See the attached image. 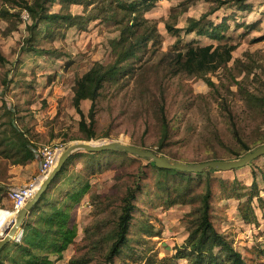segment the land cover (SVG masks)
Segmentation results:
<instances>
[{"label":"rangeland","instance_id":"rangeland-1","mask_svg":"<svg viewBox=\"0 0 264 264\" xmlns=\"http://www.w3.org/2000/svg\"><path fill=\"white\" fill-rule=\"evenodd\" d=\"M94 1L85 7L67 0H49L46 7L48 12L98 13L108 2ZM248 1L251 9L240 10L231 3L216 7L214 0H158L145 12L146 17L156 21L158 38L121 62L117 75L103 84L94 103L90 99L80 101L88 126L89 110L94 104V137L87 139L73 105L75 81L95 62L115 59L118 48L110 41L119 36L118 25L97 18L82 27L67 26L61 20L48 28L44 22L34 26L25 10L0 0V8L6 7L11 13L6 18L0 16V53L4 57L0 61V142L4 141L0 146V221L5 215L12 219L16 213L10 189L40 177L37 151L43 145H56L64 151L78 141L117 140L175 160L199 163L239 158L262 144L264 105L255 96L264 95V0ZM209 10H213L208 14L213 21L227 17L230 26L225 31L227 38L221 42L235 45L227 66L207 74L214 87L199 75L178 69L175 56L193 42H220L194 33L177 36L165 28L166 21L181 27L188 17H199ZM162 120L168 127L164 139ZM11 127L27 137L34 159L22 162L3 156L1 148L7 144L5 138L10 137ZM112 151L92 155L83 149L74 150L63 171L48 186L47 203L29 216L36 228L41 227V236L29 230L38 240L64 242L65 235L57 232L60 216L66 217L65 227L74 231L62 251H38L48 256L51 264H69L71 257L82 264H144L148 256L172 255L186 238V213L195 204L167 206L164 190L158 184L165 180L166 173L154 169L149 158ZM194 173L192 193L203 191L205 180H210L216 229L233 241L249 264H264V154L242 167L205 168L201 177ZM168 176L174 182L182 179ZM137 178L141 188L133 200L128 244L109 260L121 197ZM231 189L233 193H227ZM255 192L258 196L251 202L254 218L245 221L238 203ZM236 193L242 197L237 198ZM55 213L54 221L48 220ZM147 229L154 235H149ZM22 242L21 236L18 243ZM14 243L0 253L5 264L26 260ZM175 262L186 264L184 259Z\"/></svg>","mask_w":264,"mask_h":264},{"label":"trees","instance_id":"trees-1","mask_svg":"<svg viewBox=\"0 0 264 264\" xmlns=\"http://www.w3.org/2000/svg\"><path fill=\"white\" fill-rule=\"evenodd\" d=\"M13 7H18L19 10H25L30 18L33 19V25L37 26L39 22H44L46 27L53 22L61 20L67 26L77 25L82 27L91 20L101 18L103 20H112L118 25L119 36L111 39V45L118 50L116 51V57L113 61L108 63L95 62L87 71H85L75 81L73 105L81 116L79 126L81 130H86L87 139L93 138L94 133L91 129L93 121V108L94 100L99 94V90L103 84L115 78L117 71L120 68L122 61L133 57L136 52L146 45L149 40H156L159 36L157 31L156 21L145 16V12L152 8L158 0H108V4L100 9L98 13L91 11H84L83 13L72 14L70 12H48L46 3L49 0H6ZM213 1V0H212ZM216 7L221 4L231 3L237 9L248 10L251 9V2L248 0H214ZM68 3L83 4L85 7L95 2L94 0H67ZM188 2V1H185ZM184 4V2H182ZM114 4V5H112ZM108 5V6H107ZM107 6V7H106ZM111 7V8H110ZM106 8H110V13H106ZM109 9V10H110ZM213 10L202 13L199 17H188L186 23L177 27L170 24L169 21L165 22V28L168 32L179 36L180 33L186 35L194 33L197 36H208L218 40L220 43L214 45L213 43L203 44H189L184 52L178 51L175 56V66L184 70L189 74H195L202 77L205 82L214 87L215 83L208 73L213 72L218 67H226L228 61L231 59V53L235 48L232 43L221 42L227 38L225 31L229 28L227 17H221L220 21H213L208 18V14ZM9 13L6 7L0 8V16L8 17ZM46 29V28H45ZM178 40V39H177ZM4 57L0 53V61H3ZM264 105V95L255 96ZM82 99H90L93 101L90 110V122L88 126L85 121L84 114L80 108V101ZM163 131L162 139L168 134V127L166 122L162 120ZM91 129V130H90ZM11 135L7 140L4 148H1L3 156L7 158H18L20 161H30L34 159V151L29 147V141L24 133L11 127ZM4 144V141L0 142V146ZM100 151V152H106ZM114 150L112 152H116ZM126 152L125 150H121ZM89 154H97L98 152L86 151ZM69 158V157H68ZM67 158V160H68ZM66 160V162H67ZM65 162V163H66ZM64 163V165H65ZM151 166L157 171L166 173L165 180L158 181L161 188L164 190L166 205H173L175 203H189L195 204L194 207L186 213L187 218L186 229L187 236L183 243L175 247V252L168 257H158L157 255L148 256L144 264H177L175 261L178 259H184L186 264H249L245 256L234 245L233 241L228 239L223 233L218 231L212 221L210 198L212 195L211 184L209 178L205 180V186L203 191L192 193V183L194 179L192 172L181 171L177 169H167L155 166L153 160H150ZM64 165L60 172L63 171ZM59 172V173H60ZM202 172H195L196 177H201ZM184 179V183L181 180L174 182L172 176ZM58 175V174H57ZM57 177V176H56ZM226 182V181H223ZM141 183L137 178L132 185L126 188L125 194L121 197L117 215L114 221L115 239L109 247V255L107 258L111 260L114 255H118L121 252V246L128 244V230L130 227V221L132 218V212L134 209L133 200L136 198V193L140 190ZM227 193L232 194L233 189ZM226 193V194H227ZM237 198H241L242 194L236 193ZM258 196L257 193L249 194L245 201L238 203V211L241 217L245 221H251V216L254 218V211L252 206V198ZM259 200L260 197H257ZM47 203L46 191L42 193L38 202L31 208L23 221L22 243H14L16 247L21 251V256L26 257L22 263L14 262L15 264H51V260L48 256H42L38 251L52 250L62 251L66 245L71 242L74 231L68 227H65L66 217L60 216L58 220V227L60 228L58 233L64 234L65 239L63 243H58L56 240H42L31 237L29 230L41 236V227L36 228L30 221L29 216L40 209ZM57 210L56 212H59ZM57 214L49 216L48 220L54 221ZM47 232V231H46ZM149 235H154L147 229ZM43 242V243H41ZM9 245L6 244L0 250V253ZM9 254V253H7ZM0 264H5L0 257ZM69 264H82L80 260L75 257L69 259Z\"/></svg>","mask_w":264,"mask_h":264},{"label":"water","instance_id":"water-1","mask_svg":"<svg viewBox=\"0 0 264 264\" xmlns=\"http://www.w3.org/2000/svg\"><path fill=\"white\" fill-rule=\"evenodd\" d=\"M76 149H83L91 152H100L105 150H125L130 153L137 154L141 157L149 158L153 160L155 166L167 169H177L181 171L189 172H201L205 168L213 170H230L244 166L247 162L256 159L264 154V142L257 146L255 149L246 152L239 158L234 159H210L199 163L183 162L172 159L166 155L156 153L154 150L145 149L136 145L127 144L121 141H100L92 143L89 141H78L69 145L64 151H62L56 161V164L52 167L50 172L40 181L34 195L20 207L14 218H12L3 229L0 234V250L3 246L10 243L14 239L16 232L19 235L22 233V224L26 216L28 215L30 208L38 202L42 193H44L50 183L56 178L57 174L62 169L64 163L70 154Z\"/></svg>","mask_w":264,"mask_h":264},{"label":"built area","instance_id":"built-area-1","mask_svg":"<svg viewBox=\"0 0 264 264\" xmlns=\"http://www.w3.org/2000/svg\"><path fill=\"white\" fill-rule=\"evenodd\" d=\"M61 151L62 148L56 145H43L38 148L37 155L40 160V177L33 178L25 184L14 186L10 189L9 194L13 202L14 212L22 207L25 202L34 195L40 181L50 172L52 167L56 164ZM21 236L22 233L19 235L18 239H13V241L19 242L21 240Z\"/></svg>","mask_w":264,"mask_h":264},{"label":"bare ground","instance_id":"bare-ground-1","mask_svg":"<svg viewBox=\"0 0 264 264\" xmlns=\"http://www.w3.org/2000/svg\"><path fill=\"white\" fill-rule=\"evenodd\" d=\"M93 143H94V142H93ZM13 213H14V212H13ZM14 215H15V213H14ZM6 217H8V216L5 215V218H4L3 220L0 221V227L2 226L3 229H4L5 226H6V225H5V226H3V225H4V224H7V223L11 220V219H9V218H8L9 220L6 219ZM2 231H3V230H0V233H2ZM18 237H19V232L17 231L16 234L14 235V238H18Z\"/></svg>","mask_w":264,"mask_h":264},{"label":"crops","instance_id":"crops-1","mask_svg":"<svg viewBox=\"0 0 264 264\" xmlns=\"http://www.w3.org/2000/svg\"><path fill=\"white\" fill-rule=\"evenodd\" d=\"M155 4H156V3H155ZM251 5H252V3H251ZM150 9H151V8H150ZM25 162H26V161H25ZM25 165H28V163H27V164H25ZM25 165H24V166H25Z\"/></svg>","mask_w":264,"mask_h":264}]
</instances>
